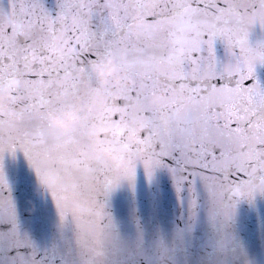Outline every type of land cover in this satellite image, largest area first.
<instances>
[{
    "label": "snow or ice",
    "instance_id": "1",
    "mask_svg": "<svg viewBox=\"0 0 264 264\" xmlns=\"http://www.w3.org/2000/svg\"><path fill=\"white\" fill-rule=\"evenodd\" d=\"M253 28L264 33V0L0 4V264H264V246L254 252L234 228L237 205L264 198V39L250 43ZM106 59L120 84L97 79ZM68 109L78 123L53 127ZM93 133L121 166L86 143ZM141 170L146 182L169 176V229L136 214ZM122 182L129 231L107 210Z\"/></svg>",
    "mask_w": 264,
    "mask_h": 264
},
{
    "label": "water",
    "instance_id": "2",
    "mask_svg": "<svg viewBox=\"0 0 264 264\" xmlns=\"http://www.w3.org/2000/svg\"><path fill=\"white\" fill-rule=\"evenodd\" d=\"M5 3V0H0V4ZM151 7V5H148ZM264 39V33L259 28H253L249 35L250 43H255L258 40ZM217 53L223 57V45L217 43ZM257 77L264 81V66L258 65L256 68ZM7 93L4 96H0V99H8ZM66 111H75L68 109ZM78 115V114H77ZM101 133H93L87 138L86 143L96 150H103L104 154L112 160V163L117 166H121L122 162L113 156L105 149H108L109 145H101L98 136ZM21 196H25L26 193L22 189ZM70 193H63L61 196L62 201L71 200ZM135 208L136 214L141 218L143 223L149 228L152 225L159 223L166 229L171 227L172 222L176 218L179 208L177 205V199L173 190L171 181L166 171L157 170L151 182H146L143 171H139L135 182ZM71 205L65 207V210L69 211ZM133 208V199L129 192L126 182L122 184L109 195L107 200V210L118 220L124 231H129V216ZM31 211V208L29 209ZM50 213V209H49ZM262 225H264V198H257L253 205H249L247 202H240L237 205L234 228L237 232L244 235L252 243V249L254 252L259 253L262 246H264V231H262ZM25 227H34V235L37 239L41 238L40 225H31L26 223Z\"/></svg>",
    "mask_w": 264,
    "mask_h": 264
},
{
    "label": "clouds",
    "instance_id": "3",
    "mask_svg": "<svg viewBox=\"0 0 264 264\" xmlns=\"http://www.w3.org/2000/svg\"><path fill=\"white\" fill-rule=\"evenodd\" d=\"M115 67L110 59H106L101 65L95 69V75L101 83H107L111 80L115 84H120L121 81L115 75ZM155 100V98H153ZM79 117L75 111H65L60 117L51 116L50 123L53 127L60 129L61 131H71L73 126L77 124ZM107 152V149H105ZM72 214H79L80 209L76 205H72L69 208Z\"/></svg>",
    "mask_w": 264,
    "mask_h": 264
}]
</instances>
